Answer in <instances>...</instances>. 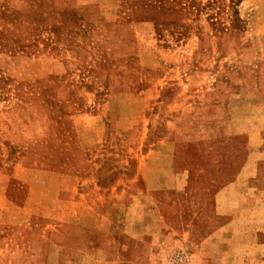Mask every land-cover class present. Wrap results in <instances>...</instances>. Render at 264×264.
Masks as SVG:
<instances>
[{
    "label": "rangeland",
    "instance_id": "374dc122",
    "mask_svg": "<svg viewBox=\"0 0 264 264\" xmlns=\"http://www.w3.org/2000/svg\"><path fill=\"white\" fill-rule=\"evenodd\" d=\"M110 217L127 264H264V0H0V264Z\"/></svg>",
    "mask_w": 264,
    "mask_h": 264
},
{
    "label": "crops",
    "instance_id": "0c3cea01",
    "mask_svg": "<svg viewBox=\"0 0 264 264\" xmlns=\"http://www.w3.org/2000/svg\"><path fill=\"white\" fill-rule=\"evenodd\" d=\"M118 197L120 198V196ZM105 211L106 209L102 205L101 214L104 215ZM110 219L111 224L108 227L102 226L99 231L91 228V234H93L96 242L93 245L89 242V247L85 251H89L88 253H93L97 256L99 255L100 263L95 258L93 260L94 264H127L128 261L133 259L134 250L132 243L135 239L134 226L129 225L127 222L120 225L117 219L112 217ZM84 230L88 231L89 228H85ZM108 239H110L109 242Z\"/></svg>",
    "mask_w": 264,
    "mask_h": 264
},
{
    "label": "built area",
    "instance_id": "2783aa9c",
    "mask_svg": "<svg viewBox=\"0 0 264 264\" xmlns=\"http://www.w3.org/2000/svg\"><path fill=\"white\" fill-rule=\"evenodd\" d=\"M185 261V254L181 251L175 252L173 256V262L174 264H182Z\"/></svg>",
    "mask_w": 264,
    "mask_h": 264
}]
</instances>
